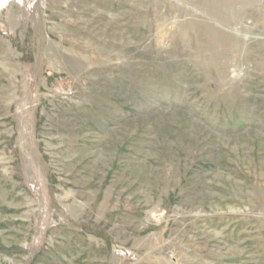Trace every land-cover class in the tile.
Returning a JSON list of instances; mask_svg holds the SVG:
<instances>
[{
  "label": "rangeland",
  "instance_id": "obj_1",
  "mask_svg": "<svg viewBox=\"0 0 264 264\" xmlns=\"http://www.w3.org/2000/svg\"><path fill=\"white\" fill-rule=\"evenodd\" d=\"M0 264H264V0H0Z\"/></svg>",
  "mask_w": 264,
  "mask_h": 264
}]
</instances>
